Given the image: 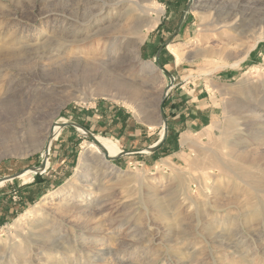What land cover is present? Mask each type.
<instances>
[{
    "label": "rangeland",
    "instance_id": "rangeland-1",
    "mask_svg": "<svg viewBox=\"0 0 264 264\" xmlns=\"http://www.w3.org/2000/svg\"><path fill=\"white\" fill-rule=\"evenodd\" d=\"M100 4L0 0V264H264V0H155L110 39Z\"/></svg>",
    "mask_w": 264,
    "mask_h": 264
},
{
    "label": "bare ground",
    "instance_id": "bare-ground-1",
    "mask_svg": "<svg viewBox=\"0 0 264 264\" xmlns=\"http://www.w3.org/2000/svg\"><path fill=\"white\" fill-rule=\"evenodd\" d=\"M95 1H98L101 3L100 5L102 8V11L103 12L106 11L107 16L111 13V11L117 10L116 17H117V15L121 16V17L123 16L125 22L123 24H118V23L117 24L115 23L114 25L110 24L108 27L102 26L101 28H98V30L96 31V33H94V35L100 34L103 38L110 39L112 37H117L121 33H127L128 31H131V33H135L138 36L140 29L142 27L150 26L152 23V19L149 20L148 18L150 17L149 15L151 14V12L154 9L155 0H95ZM154 10H156V9H154ZM156 12H157V16L154 18L158 19L159 15L162 13V10L159 9ZM97 25H99V27H100V23H98ZM82 32H83V30L79 29L78 32L73 31L72 33H76L78 35L79 33H82ZM78 41L79 40L72 41L71 45L72 46L77 45ZM86 75H87V73L83 72L81 78L86 77ZM106 83L107 82L100 83L97 86V88H95L96 91H94V93L95 94L107 93L109 90L107 88ZM115 84H116V86L115 85H113V86L117 89L116 93L119 95L114 94V93L111 94V96L114 98L121 97V96L125 95L126 99L127 98L132 99L135 96H137L139 93L137 88H135L132 84H130L126 80L116 81ZM85 98L82 97L83 100H86ZM58 128H59L58 125H56L54 127V133L53 134H56ZM14 132H15L14 130H9V129L0 130V133H1L0 140H1V143L3 141V143H2L3 148L7 149V148L11 147V149H12L13 146L15 147V145H13V144L9 145V147L6 146L8 141L9 142L13 141ZM95 140L96 141H91V142L86 143V145L84 146L83 151H82L83 155L85 153L87 155H89L90 160L91 159L100 160L103 162L104 160H108V159H110V157L115 156L120 152L118 144L110 138L97 136ZM86 154L84 155V158L87 156ZM47 165L48 164L46 162L45 166H47ZM30 171H27V172L21 174L20 177H23L25 174L29 173ZM19 179H21V178H19ZM5 182L6 181H0V185L4 184ZM79 195H81V194H79ZM82 197H81V199L87 198V197H85V198H82ZM41 209H42V207L40 204L31 207L29 210H27L26 212H24L23 214H21L18 217L16 223H21L20 221L27 216L29 217V219L33 218V221L35 223L40 222V220L37 219V217L39 216ZM25 238L27 240H31L30 237H28V238L25 237ZM59 247L60 248H66L65 245L59 246ZM60 252L62 253V250Z\"/></svg>",
    "mask_w": 264,
    "mask_h": 264
},
{
    "label": "water",
    "instance_id": "water-1",
    "mask_svg": "<svg viewBox=\"0 0 264 264\" xmlns=\"http://www.w3.org/2000/svg\"><path fill=\"white\" fill-rule=\"evenodd\" d=\"M179 25H180V23L177 25V27L175 28V30H174V32L168 37V39H167V41H170L173 37H174V35L176 34V32H177V30H178V28H179ZM167 41H165V42H167ZM162 47V46H161ZM166 95V91L164 92V96ZM160 112H161V117H162V120H163V122L166 120V118H165V116H164V113H163V111H162V105H160ZM59 125V127H64V126H68V125H73V126H76V127H79V128H81V129H83V127H81V126H79V125H76V124H74V123H70V122H62V123H60V124H58ZM84 130V129H83ZM164 131H166V128L164 127ZM91 139H92V141H96L95 139V137L90 133V132H87L86 133ZM164 135H165V132H164ZM164 135H163V137H164ZM163 139V138H162ZM162 140H160V141H158L157 143H155L154 145H152V146H150V147H148L147 149L149 150V151H154L157 147H158V145L160 144V142H161ZM87 155V154H86ZM113 157V156H112ZM112 157H110V158H112ZM82 161H84V160H82ZM45 168V159L41 162V164L40 165H38V166H36V167H31V170H34V171H41V170H43ZM19 174H13V175H10V176H4V177H0V181H7V180H10V179H13V178H15V177H17Z\"/></svg>",
    "mask_w": 264,
    "mask_h": 264
},
{
    "label": "crops",
    "instance_id": "crops-1",
    "mask_svg": "<svg viewBox=\"0 0 264 264\" xmlns=\"http://www.w3.org/2000/svg\"><path fill=\"white\" fill-rule=\"evenodd\" d=\"M106 114H107V113L105 112L104 115H102V116H104V117L106 118V120H104V124H105V126H108L107 123H109L110 121L108 120V119H109V116H107ZM80 124H81V123H80ZM81 125H83V124H81Z\"/></svg>",
    "mask_w": 264,
    "mask_h": 264
}]
</instances>
